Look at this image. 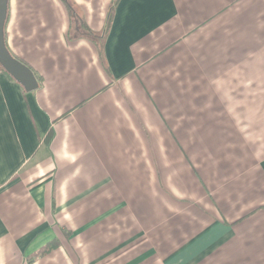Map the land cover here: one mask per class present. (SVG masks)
Listing matches in <instances>:
<instances>
[{"label":"crops","instance_id":"crops-1","mask_svg":"<svg viewBox=\"0 0 264 264\" xmlns=\"http://www.w3.org/2000/svg\"><path fill=\"white\" fill-rule=\"evenodd\" d=\"M114 6L9 0L0 264H264V0Z\"/></svg>","mask_w":264,"mask_h":264},{"label":"water","instance_id":"water-1","mask_svg":"<svg viewBox=\"0 0 264 264\" xmlns=\"http://www.w3.org/2000/svg\"><path fill=\"white\" fill-rule=\"evenodd\" d=\"M9 0H0V64L27 91L39 87V81L34 71L24 62L12 55L5 41V25L8 16Z\"/></svg>","mask_w":264,"mask_h":264},{"label":"rangeland","instance_id":"rangeland-1","mask_svg":"<svg viewBox=\"0 0 264 264\" xmlns=\"http://www.w3.org/2000/svg\"><path fill=\"white\" fill-rule=\"evenodd\" d=\"M69 1H70L71 5L73 7L74 14H75V16L72 14L73 15L72 17H74L73 19L77 20V24L79 23L78 21H80V22L84 21L86 23L85 17L83 16V9L81 8V6H78V5L74 4V2L72 0H69ZM115 1L116 0H110V2H109L108 8H107V14H106L105 22H104V25H103L102 29L99 30V31H96V33L94 32V35H92L97 40V42H98V44L100 46L103 45L104 39L106 37V29H107V26H108L109 17H110L112 8H113V6L115 4Z\"/></svg>","mask_w":264,"mask_h":264},{"label":"trees","instance_id":"trees-1","mask_svg":"<svg viewBox=\"0 0 264 264\" xmlns=\"http://www.w3.org/2000/svg\"><path fill=\"white\" fill-rule=\"evenodd\" d=\"M117 1H118V0H116L115 3H116ZM63 2H64L65 5L67 6V9H68L72 14H74V10H73V7H72L70 1H69V0H63ZM114 12H115V6H113L112 11H111V14H110V17H109L108 26H107V29H106V36H107L108 31H109V29H110V25H111V22H112V19H113V16H114ZM78 22H79V23L77 24V29H78V32H79V33H81L83 30H85V31L88 32V34H90V35H94V33L89 29L87 23H85L84 21H83V22H82V21H81V22L78 21ZM0 68L3 69V70H5L1 64H0ZM5 71H6V70H5ZM6 72H7V71H6ZM7 73H8V72H7ZM35 75L37 76L38 81L41 83V82H42V77H41L40 75L36 74V73H35ZM53 246H54V244H51V245L47 246V247L43 250V252L46 251V250H48V249H50V248H52Z\"/></svg>","mask_w":264,"mask_h":264}]
</instances>
